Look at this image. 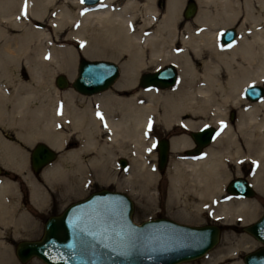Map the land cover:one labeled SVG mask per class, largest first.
I'll return each mask as SVG.
<instances>
[{"label": "bare ground", "instance_id": "bare-ground-1", "mask_svg": "<svg viewBox=\"0 0 264 264\" xmlns=\"http://www.w3.org/2000/svg\"><path fill=\"white\" fill-rule=\"evenodd\" d=\"M114 1L120 2L119 6L113 8ZM159 1L101 0L86 4L89 8L84 10L80 0H27V14L23 15L25 0H0V121H10L20 142L0 135V163L4 168L16 172L25 170L23 144L43 139L51 147L60 149L72 137L77 146L44 171L48 183L65 169V163L72 171L76 170L77 174L72 176L78 179L98 164L106 173L105 160L111 142L120 147L128 142L139 153V158H132L135 174L145 166L141 133H145L149 121L160 116L167 126L178 124L193 130L198 119L205 116L211 124L222 128L223 115L217 109L232 103L239 108L238 136H234L231 126H224L215 138H218L215 145H209L203 155H197L202 156H192L194 152H191L189 159L171 161L179 178L189 172L194 180V184L188 185L195 192L197 202L188 198L180 200L184 211L181 216L187 218L190 207L196 210L209 205L208 195L214 196L222 189L228 176V160L237 161L245 154L256 159V171L249 181L254 189H259L264 182V96L248 103L243 98L242 87L264 81V26L254 31L251 39L241 28L244 33L231 43L225 46L218 43V26H232V21L239 19L241 8L255 13L253 0H197L200 11L194 20L202 29L194 33L188 24L189 35L182 37L178 36L176 27L182 0H167L164 13L159 9ZM101 3L110 6L100 9L97 6ZM258 5L264 12V0H259ZM252 16L254 22L264 20L263 14ZM42 21L45 24L40 27ZM74 41L80 43L86 56L127 55L115 88L120 91H102L93 102L84 99L79 105L74 92L62 93L56 89L57 71L66 72L69 77L74 74L78 53ZM165 61L174 63L181 75L171 92L162 95L147 90L131 96L122 92L126 87H136L140 69ZM143 98H148V103ZM104 135L107 138L102 143ZM169 142L172 151L184 150L193 144L185 134L173 136ZM129 154L123 151V155ZM25 178L31 186V200L45 199L47 192L29 176ZM175 188L179 192L180 187ZM232 196L245 199L238 203L229 200L224 208L238 213L236 216L252 217L255 204L247 200L249 197ZM27 222L28 216L16 203L15 184L9 179L1 180L0 224L14 226L15 233L21 234ZM1 229L0 264H6L4 253L8 244L4 239L5 230ZM221 260L206 261L220 264Z\"/></svg>", "mask_w": 264, "mask_h": 264}, {"label": "rangeland", "instance_id": "rangeland-1", "mask_svg": "<svg viewBox=\"0 0 264 264\" xmlns=\"http://www.w3.org/2000/svg\"><path fill=\"white\" fill-rule=\"evenodd\" d=\"M166 1L167 0H160L158 2L159 9L162 13H164ZM119 3L120 2L114 1L113 5L111 4V6L115 8L116 6H119ZM81 4L84 10L89 8L86 6L85 3H81ZM252 4L256 6L255 13L252 14L247 13L245 12L246 10L241 8L239 13V19L242 20V23L238 27H236L239 36H241L242 33L245 32L244 33L245 36H247V38L249 39H251V36L254 31L264 26V20H259L257 18L255 19H257L258 21L254 22L251 20L253 18L252 15H255L257 17L260 14L264 15V12H262V10L258 5L259 0H253ZM108 6L110 5L101 3L97 7L101 9ZM243 14L244 16L242 17ZM236 19H234L232 23ZM245 19L247 20L244 21ZM179 23L180 22L178 21L176 25V27L178 28V36L182 37L185 35H189L186 28L188 24L191 23L186 22V24H184L183 26L179 25ZM44 24L45 23L42 21L39 23V26L43 27ZM191 25L194 33H199L202 29V27L198 24L197 25L191 24ZM218 27H219L218 43L220 46H225L219 40L220 30H223L225 27H220V26ZM241 28H243L244 32L243 30H241ZM74 45L78 52L76 54V59H75L76 72L74 71L73 76L69 77L66 72L60 70L57 71L54 74V84L56 89H58L62 93L74 92L78 96L79 105L82 104V101L84 99L92 100L93 102L94 100L93 98H95V96H99L102 94L100 92H99L100 94L95 93L97 95L82 94L71 86L70 82L77 74V65L79 58L83 56L85 58H90V59L101 58V59H109L117 62L120 66V71H121L120 76L117 78V80L113 85H111L109 88L103 91L105 92L112 90L115 92L120 91L115 88L117 83L121 79L122 64L126 60L127 55L123 54L122 57L119 58L112 56H100V57L86 56L83 55L81 50V45L79 42L74 41ZM0 48H1V43H0ZM167 63H170V61L162 62L158 65V67H162ZM155 67H157L156 64H150L148 65V67H144L140 69L136 76V87L135 88L126 87L124 88L125 90H122V92L125 93L126 96H131L134 93H139L140 91H147V90L148 91L154 90L162 95L171 92L177 86L180 80L181 75L178 68L177 70H178L179 80L177 78L178 82L176 81L177 84L175 83L176 85L174 84L173 85L174 87L173 86L167 88L152 87L154 89H150L139 86L138 84L139 75L142 72L151 70ZM59 73H62L67 77V79L69 80V86L65 88H61L56 84L55 78ZM256 83H260L264 86V81L256 82ZM246 84L248 85L249 83ZM245 85H243L242 89L244 88ZM242 95L246 102L253 103L251 102V100L245 98L244 94ZM143 100L146 103H148L149 101L148 98H143ZM217 111L220 116L223 115V117L221 118L223 125L231 126L234 136H238L239 131L237 128V121L239 118V108L233 105L232 103H226L224 105H221V108L217 109ZM232 113L234 114V118H231ZM206 118L207 117L205 116L204 117L201 116L198 119L199 125L197 124V126L193 128V130H197L199 127L205 124H211L208 120L209 118L207 119ZM9 122L10 121L8 119H6V121L5 119L3 121H0V135L9 141L19 142L18 138L16 137L15 129L12 127V125ZM217 128L221 133L222 128L218 126ZM102 130L105 131L104 126H102ZM190 131L191 129L185 128L178 124L167 126L164 123V121L161 120V117L157 116L155 120L151 121V128H149L148 126V128L145 130V133L143 134L141 133L144 141V145L142 146L141 149L146 160L144 169L142 171L135 172V174H133L132 158L133 157L139 158L140 155L138 152L133 150L129 146V144H127L128 142L127 143L125 142L126 145L122 147H120L116 143L111 142L109 143L111 146L109 149L110 153L108 159L105 160V166L107 168L106 173H104V171L101 169V166L99 164L96 167H91V170L89 166L88 167L86 166V168L89 169L90 171H88L84 177L80 176L78 179L77 178L78 176L76 175L75 177L72 176V174H77L76 170L72 171L68 163H65L66 165L65 169H63L61 172L56 174V177L52 179L53 182H51V184L46 181L43 175L44 171H46L54 162L60 160L69 150L77 146L78 143L72 141L71 139L72 137H70L68 142L65 143L62 146V148L55 149L57 150V157L55 158L54 162H51L49 165L45 166L40 172H35L30 166V160H29L30 150L36 142L39 141H43L45 143L47 142L44 141L43 139H37L35 140V142H32L30 144H26V145L23 144L22 147L24 148V151L26 153L25 170L16 172V170L6 168L7 173L0 175V181L9 179L15 184L16 203L21 205V208L25 211L26 215L28 216V222L26 223L25 229L21 234L15 233V229H13L15 228L14 226L3 227V225L0 224L1 225L0 229L2 228L1 230H5L4 239L5 241L7 240L6 244H8L6 253H4V260L5 262L7 261L6 264H45L40 258L36 256L32 257L26 262L20 261L15 253L16 243L21 239L39 238L43 232L44 220L48 215L61 212V210L65 206H67L70 202L81 199L85 197L87 194H89L91 191L102 187L121 190L131 196V198L134 201L133 219L136 222H140L144 219L151 217L166 216L178 222L191 224V225H199L208 222H215L222 225L219 241L213 248L209 250V252H207L202 257L190 261H183L178 264H209L211 263V261L217 262L218 259H222L220 264H244L243 263L244 253L259 246V242L252 235L244 232L240 227L244 224H247L255 220L264 211V182L260 184L259 189L255 188V192L253 196L247 199L255 204V209L253 211L254 213L251 215L252 217L246 214L236 216L238 215V213L235 214L232 212H228L224 208V205L228 203L229 200H233L235 203H238L242 199H245V198L232 196L226 191L225 187L228 181L231 178H234L235 176L243 175V176H247L249 179L250 176L256 171V164H255L256 159L253 157L254 155L245 154V156L239 158L237 161L232 159L228 160L227 162L229 164L228 176L223 181L224 183L222 189L220 190L218 189L216 193H214V196L213 194L208 195L207 200L209 202V205L205 207L202 206L200 208H197L196 210L190 207L188 211L190 214L189 215L187 214L188 217L187 218L182 217L181 215L184 211L180 204V200L182 202L183 199L188 198V200L190 201L197 202L196 194L195 192H193V189L189 186L191 184H194V180L191 177V175L189 176V172L186 173L188 174L187 176H184L182 174L183 176L179 178L176 175V172L171 167V161L173 158H177L178 160L189 159V157L186 155V152L187 149L193 146V144L192 146L184 150L172 151L171 149L169 151L168 163L165 169L159 170L157 168L158 148L155 145V140L159 136H166L167 134L170 135V139L173 136H179L185 134L188 135L192 143H194L189 133ZM106 138L107 136L105 135L101 138L102 143H104ZM214 140L209 144L210 146L208 145L209 147L215 145L216 140L215 141ZM153 145H155V147H153ZM208 146L206 147L209 148ZM206 149H204L202 155ZM124 150L130 152V154L126 156L123 155ZM120 157H124L127 160V165L125 167H122L119 164ZM25 176H29L30 180H32V182H34L36 186H38L41 190L47 192V196L45 197V199H40L37 202H33L31 200V194H32L31 186L29 184V181H27L26 178L24 179ZM68 183L70 184L66 185ZM81 183H83V185ZM175 186L180 187L179 192L176 191ZM206 260H208L209 263Z\"/></svg>", "mask_w": 264, "mask_h": 264}, {"label": "water", "instance_id": "water-1", "mask_svg": "<svg viewBox=\"0 0 264 264\" xmlns=\"http://www.w3.org/2000/svg\"><path fill=\"white\" fill-rule=\"evenodd\" d=\"M99 0H84L94 4ZM190 15V14H187ZM235 28L226 27L220 42L228 44L235 39ZM120 74V66L109 59H90L81 56L77 74L71 86L83 94H93L107 89ZM178 70L173 63L142 72L138 84L142 87L173 86ZM56 84L69 86L67 77L59 73ZM252 85L253 87H249ZM249 100L261 99L264 86L258 83L243 88ZM234 118V114H231ZM195 146L187 152L199 153L217 135L213 125L191 130ZM157 166L163 169L168 161L169 140L156 141ZM57 156L49 144L39 141L30 151L29 160L35 172L41 171ZM122 167L127 165L124 157L119 159ZM7 173L0 164V174ZM226 190L231 194L253 196L254 188L242 176L228 181ZM134 201L121 190L103 187L91 191L85 197L70 202L57 214L46 217L43 232L38 239H21L15 253L20 261L32 257L45 264H177L194 260L206 254L219 241L221 225L215 222L191 225L166 216H157L136 222L133 219ZM260 243L257 248L243 255L244 264H264V212L251 223L240 227Z\"/></svg>", "mask_w": 264, "mask_h": 264}, {"label": "flooded vegetation", "instance_id": "flooded-vegetation-1", "mask_svg": "<svg viewBox=\"0 0 264 264\" xmlns=\"http://www.w3.org/2000/svg\"><path fill=\"white\" fill-rule=\"evenodd\" d=\"M199 11H200V6L197 0H182L181 7L179 10V16H180V20H178L180 22L179 25L183 26L184 24H186V22H189L193 25L194 24L197 25L194 19L198 15ZM187 14H190V15H187ZM241 23H242V20L237 19L231 25L232 27L236 28ZM236 36H238L237 30H236ZM161 137H166L170 139V135L168 134L166 136H159L158 138H161Z\"/></svg>", "mask_w": 264, "mask_h": 264}, {"label": "snow or ice", "instance_id": "snow-or-ice-1", "mask_svg": "<svg viewBox=\"0 0 264 264\" xmlns=\"http://www.w3.org/2000/svg\"><path fill=\"white\" fill-rule=\"evenodd\" d=\"M84 0H81V3H83ZM23 15L27 14V0H25V6H24V10H23ZM19 19V17H17ZM232 45L229 44V47H231ZM250 88L253 87L252 85L249 86ZM98 117L103 120V116L100 113H97ZM149 128H151V121H149ZM105 127H107V125L105 124ZM224 127L223 122H222V128ZM217 135H219V133H217ZM153 147H155V145H153Z\"/></svg>", "mask_w": 264, "mask_h": 264}]
</instances>
